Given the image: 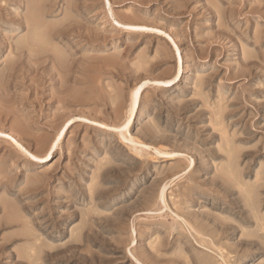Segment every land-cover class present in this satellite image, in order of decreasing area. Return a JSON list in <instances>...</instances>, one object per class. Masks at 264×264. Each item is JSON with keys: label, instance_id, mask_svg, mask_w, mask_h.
I'll list each match as a JSON object with an SVG mask.
<instances>
[{"label": "rangeland", "instance_id": "1", "mask_svg": "<svg viewBox=\"0 0 264 264\" xmlns=\"http://www.w3.org/2000/svg\"><path fill=\"white\" fill-rule=\"evenodd\" d=\"M133 256L264 264V0H0V264Z\"/></svg>", "mask_w": 264, "mask_h": 264}, {"label": "bare ground", "instance_id": "2", "mask_svg": "<svg viewBox=\"0 0 264 264\" xmlns=\"http://www.w3.org/2000/svg\"><path fill=\"white\" fill-rule=\"evenodd\" d=\"M56 26V25H55ZM49 29V28H48ZM181 75V69H179L178 74L176 76V78L174 79V81H179V77ZM139 103H140V91L137 90L132 94V98H131V106H130V112L128 115V118L126 120V123L124 125V127H122V129L126 128L128 129L134 122L135 116H136V112L139 108ZM66 131V127L64 126V128L60 131L58 137V140H55L54 143H52L51 147H50V151L48 152V154L42 159L43 161L49 160L51 158L52 155V151L53 149H55L57 147V143L60 141V139L62 138L63 134ZM123 135V134H122ZM161 154V153H160ZM170 156V155H169ZM173 157V156H172ZM192 169V168H191ZM165 193H166V189H163V191L161 192V196L160 199L163 203H165ZM253 195V194H252ZM27 226V225H26ZM197 232V231H196ZM98 233V232H97ZM101 233V232H100ZM94 234V233H93ZM97 235V234H96ZM102 236V235H101ZM95 239V238H94ZM92 240V239H91ZM90 241V240H89ZM135 241V240H134ZM133 241V242H134ZM132 244V243H131ZM135 242H134V246H135ZM134 257V256H133ZM134 261L136 262L135 264H143L139 259H137L136 257H134Z\"/></svg>", "mask_w": 264, "mask_h": 264}, {"label": "snow or ice", "instance_id": "3", "mask_svg": "<svg viewBox=\"0 0 264 264\" xmlns=\"http://www.w3.org/2000/svg\"><path fill=\"white\" fill-rule=\"evenodd\" d=\"M32 159H36V157L33 156Z\"/></svg>", "mask_w": 264, "mask_h": 264}]
</instances>
